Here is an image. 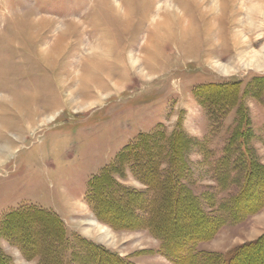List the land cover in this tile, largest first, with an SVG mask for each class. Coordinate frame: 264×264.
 Instances as JSON below:
<instances>
[{
    "label": "rangeland",
    "instance_id": "rangeland-1",
    "mask_svg": "<svg viewBox=\"0 0 264 264\" xmlns=\"http://www.w3.org/2000/svg\"><path fill=\"white\" fill-rule=\"evenodd\" d=\"M153 134L173 137L177 154L159 138L142 143ZM249 166L255 190L264 0H0L3 264H109L110 253L174 264L160 236L198 240L194 250L214 262L259 240L264 254V196L251 212L219 210ZM15 210L45 216L7 218ZM200 215L225 219L204 238L206 226H193Z\"/></svg>",
    "mask_w": 264,
    "mask_h": 264
},
{
    "label": "trees",
    "instance_id": "trees-1",
    "mask_svg": "<svg viewBox=\"0 0 264 264\" xmlns=\"http://www.w3.org/2000/svg\"><path fill=\"white\" fill-rule=\"evenodd\" d=\"M220 86L218 85H208L206 87H203L202 90H208V89H216L219 88ZM214 96V95H213ZM207 101H209L211 103V106L214 108V105L221 107V104L218 100H216L215 98L210 99L211 95L206 98ZM228 101H226V105H227ZM226 108V106H225ZM148 136V135H147ZM147 136H143L142 137V143L144 144V140L145 138H149V140H151V138H159L161 140V142L164 144L162 145L159 149H165V147L167 148L166 145H168V147H170L171 151H173V153L176 155L177 154V147L176 149L173 148V137H171V139L167 138V136L165 137L163 134L161 136L157 135V134H153L149 137ZM177 136H175L176 138ZM155 141V140H152ZM170 143V144H169ZM145 145V144H144ZM137 147L135 149H129V152H132L131 156L128 155L127 158L131 157L130 161H134L136 158H139V153L137 152H141L139 151L142 148V145H136ZM175 146V145H174ZM146 148L143 149L146 150L147 146H145ZM135 152V153H134ZM134 153V154H133ZM145 156L147 157L148 155L145 153ZM150 156V155H149ZM137 161V159L135 160ZM219 165V164H218ZM143 168V167H142ZM144 168L147 169V165H144ZM219 168H215L214 171L217 172L215 176H218L220 179V183L219 186L222 188L224 185H222L223 183V177L220 175L221 172H219L218 170ZM148 170V169H147ZM253 167H247L246 170V175L244 177V182L242 184V188L240 193H238L233 199V201H231V203L229 201H225L222 202L220 204V208L219 210H224V211H229L231 213H234L235 211L238 212V210L243 209L245 211H254L256 210V206H258L256 203H260L261 198L264 196V184L261 183V186L259 188H256L255 190H251V187L253 186L254 183H257V179L255 178V175H253ZM158 175V174H157ZM223 178V179H221ZM158 182V180H157ZM154 182L153 185L151 184V186L156 189L159 190L162 187L163 181L161 182V180L157 183ZM170 188V189H169ZM167 189L173 192L174 196H173V201H167V207H168V212L169 214H173V216H175L176 214V205H177V199L178 194H179V189H177V186L171 184L169 185V187H167ZM260 190V191H259ZM258 191L261 193V195L258 194ZM252 194V203L247 202V199L250 197V195ZM247 197V198H246ZM258 199V200H257ZM254 202V203H253ZM183 205V203H182ZM168 214V213H167ZM28 215V220H39L40 221V217L39 216H43L44 217V213L40 210L31 212L28 214V212H21L19 211H11L8 215L7 218H17L22 220L23 218H25ZM38 216V217H37ZM47 216V215H46ZM51 217L47 216V219L50 220ZM199 219L195 220L193 226L197 227L200 226L202 227V225L206 226V232L205 234L202 235V237H208L211 236L215 233V227L217 225H219L221 222H223V220L225 219L224 217H222V219H216V220H210L208 217H205L202 215H200L198 217ZM193 222V221H192ZM199 235V233H198ZM197 235V236H198ZM160 236V235H159ZM200 236V235H199ZM160 240H161V249L166 250L165 251V257L168 258L171 262H173L174 264H215L214 262V256L213 255H209L206 254L204 256H202L201 253L196 252L194 250V246L195 243L198 241L195 240H189V239H183V238H177V239H172L171 242H169L167 239H165V237L160 236ZM264 240V238H263ZM260 240L257 242H253V243H246L243 244L239 247H236L235 249L229 251V253H227V255H225L224 257H220V261L216 262V264H243V262L245 260H248L250 258H256L258 259L260 257V264H264V254H259L256 253L257 251V246L260 245ZM108 263L109 264H129L127 262H124L120 259H118L116 256H114L113 254H108ZM259 256V257H258ZM104 258V256H103ZM93 259V256L88 257V260L85 262V264H92L93 262H91V260ZM93 261V260H92ZM96 261V260H95ZM95 264H97V262H94ZM0 264L2 263V260L0 258ZM58 264V263H57Z\"/></svg>",
    "mask_w": 264,
    "mask_h": 264
},
{
    "label": "bare ground",
    "instance_id": "bare-ground-1",
    "mask_svg": "<svg viewBox=\"0 0 264 264\" xmlns=\"http://www.w3.org/2000/svg\"><path fill=\"white\" fill-rule=\"evenodd\" d=\"M258 7V6H257ZM258 9V8H257ZM258 14V13H257ZM259 15V14H258ZM261 15V14H260ZM250 16V15H249ZM255 17V16H254ZM259 19V18H258ZM257 20V19H256ZM258 21V20H257ZM255 61V60H254ZM251 62V61H250ZM252 64V63H251ZM258 65V64H257ZM177 204H179V202L177 203ZM178 206H180V204L178 205ZM45 216V215H44ZM50 226V225H49ZM123 229V228H122ZM22 238V237H21ZM184 239V238H183Z\"/></svg>",
    "mask_w": 264,
    "mask_h": 264
}]
</instances>
